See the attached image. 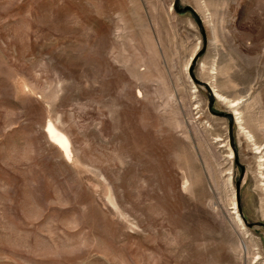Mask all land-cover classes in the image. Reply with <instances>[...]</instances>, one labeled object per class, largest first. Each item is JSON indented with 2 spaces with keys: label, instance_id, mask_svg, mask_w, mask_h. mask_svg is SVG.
Segmentation results:
<instances>
[{
  "label": "rangeland",
  "instance_id": "rangeland-1",
  "mask_svg": "<svg viewBox=\"0 0 264 264\" xmlns=\"http://www.w3.org/2000/svg\"><path fill=\"white\" fill-rule=\"evenodd\" d=\"M174 1L0 0V264H264V0Z\"/></svg>",
  "mask_w": 264,
  "mask_h": 264
},
{
  "label": "bare ground",
  "instance_id": "bare-ground-1",
  "mask_svg": "<svg viewBox=\"0 0 264 264\" xmlns=\"http://www.w3.org/2000/svg\"><path fill=\"white\" fill-rule=\"evenodd\" d=\"M206 83V82H205ZM210 91L213 95L214 98H217L219 100L226 101V98L220 96L218 93L215 92V89L211 86V84L207 83ZM229 108L232 109L231 113L234 117L235 123L238 124L239 129L245 133L247 135V137L250 138V136L247 134L246 131H244L243 126L241 125V116L240 113L237 111V109H234V107H236L237 102H229ZM45 134L48 137V139L57 146V148L59 149V151L61 152L62 156L65 157L66 159L70 160L71 158V151H70V146H69V142L65 136V134L58 130L51 122H47L46 126H45ZM232 148V147H231ZM259 149V148H258ZM231 154V152H229V155ZM231 157V155L229 156ZM258 161V160H257ZM261 163H258L257 166H259L258 169H263L264 166L262 163L263 159L259 160ZM261 174H263L262 172H260ZM259 175V174H257ZM261 179V178H260ZM264 181V180H263ZM263 187V186H262ZM237 215V214H236ZM237 217V216H236ZM245 225V224H244Z\"/></svg>",
  "mask_w": 264,
  "mask_h": 264
},
{
  "label": "water",
  "instance_id": "water-1",
  "mask_svg": "<svg viewBox=\"0 0 264 264\" xmlns=\"http://www.w3.org/2000/svg\"><path fill=\"white\" fill-rule=\"evenodd\" d=\"M174 9L176 11H178V12H186V11L191 12L194 15V18H195L196 22L198 23L199 27L201 28L200 20H199L198 16L194 13V10L191 7L185 6V7L179 8L177 6V0H175L174 1ZM201 33H202V40H203V46H204L205 45V37H204V33L202 31H201ZM202 50H203V48L200 50V52L198 54H200L202 52ZM198 54L194 55V57L192 59V64H194L196 58L198 57ZM190 76H191L192 80L195 83L199 84L200 86L204 87L207 90V92H208V101H209V104H208L209 106L208 107H209L210 112L213 113L214 115L223 116V117H226L228 119L229 143H230V146L233 147L232 135H231L232 115L229 112H227V113H215V112H213L210 107L212 105V102L214 101V97H213V95H212V93L210 91V88H209L208 84L205 83L204 81H200V80L195 79L194 76L191 73V70H190ZM239 180H240V178H239ZM239 180L236 181V183H235L236 191L238 190ZM243 223L245 225L249 226V227L251 226V224L247 223L245 220H243Z\"/></svg>",
  "mask_w": 264,
  "mask_h": 264
}]
</instances>
